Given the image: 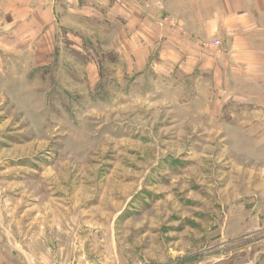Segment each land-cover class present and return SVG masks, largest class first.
<instances>
[{
    "label": "rangeland",
    "instance_id": "obj_1",
    "mask_svg": "<svg viewBox=\"0 0 264 264\" xmlns=\"http://www.w3.org/2000/svg\"><path fill=\"white\" fill-rule=\"evenodd\" d=\"M131 1L61 5L50 51L0 0V264H264V50Z\"/></svg>",
    "mask_w": 264,
    "mask_h": 264
},
{
    "label": "crops",
    "instance_id": "obj_2",
    "mask_svg": "<svg viewBox=\"0 0 264 264\" xmlns=\"http://www.w3.org/2000/svg\"><path fill=\"white\" fill-rule=\"evenodd\" d=\"M5 6L3 10L10 12L12 17L19 11L24 12L20 23L28 31L42 40L48 42V50H53V43L59 29L58 10L66 9L67 12L79 9V5L83 0H3ZM116 0H110L114 6ZM138 1V0H137ZM137 1L134 0V3ZM205 4L216 7L215 10H207L206 17L202 22L203 29L200 33L195 31L194 37L188 40V43L194 44L199 40L209 39L225 35L230 47L229 53L250 52L252 50H264V0H202ZM129 5L131 8L139 12L138 6L134 5L131 0H122V5ZM117 5V4H116ZM58 18V19H57ZM128 19V16H124ZM18 25V27H19ZM14 26V24H13ZM12 28V26H11ZM17 28V27H16ZM14 35H16L13 30ZM258 34L261 37L252 38L250 34ZM196 34V37H195ZM211 36V37H210ZM17 38V37H16ZM258 43V46H253ZM260 45V46H259ZM47 49V48H46ZM223 55V51H219L217 56ZM201 56V55H198Z\"/></svg>",
    "mask_w": 264,
    "mask_h": 264
},
{
    "label": "built area",
    "instance_id": "obj_3",
    "mask_svg": "<svg viewBox=\"0 0 264 264\" xmlns=\"http://www.w3.org/2000/svg\"><path fill=\"white\" fill-rule=\"evenodd\" d=\"M216 44V42H214Z\"/></svg>",
    "mask_w": 264,
    "mask_h": 264
}]
</instances>
